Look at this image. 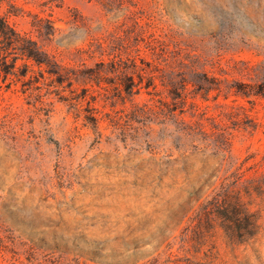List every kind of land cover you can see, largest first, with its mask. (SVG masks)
Listing matches in <instances>:
<instances>
[{
	"label": "rangeland",
	"instance_id": "374dc122",
	"mask_svg": "<svg viewBox=\"0 0 264 264\" xmlns=\"http://www.w3.org/2000/svg\"><path fill=\"white\" fill-rule=\"evenodd\" d=\"M8 11L47 49L101 39L139 46L149 61V52L189 55L222 93L197 96L204 130L176 147L156 124L136 135L131 102L110 98L137 79L131 67H101L94 129L63 100L68 90L47 95L38 68L23 76L18 60L0 82V264H264V99L235 95L264 84V0H0V15ZM235 167L248 188L231 223L218 208Z\"/></svg>",
	"mask_w": 264,
	"mask_h": 264
},
{
	"label": "trees",
	"instance_id": "16d2710c",
	"mask_svg": "<svg viewBox=\"0 0 264 264\" xmlns=\"http://www.w3.org/2000/svg\"><path fill=\"white\" fill-rule=\"evenodd\" d=\"M10 16V11L5 16L0 15V82H5L9 75L14 74L18 60L22 61L23 76L33 66H36L42 83L45 84L44 82L48 81L46 94L58 95L68 90L69 96L63 100L67 101V105L71 107L76 118L82 116L94 129L98 128L100 118L97 114L99 110L95 107L97 96L93 92L103 88L100 78L103 66L120 72L121 68L127 70L131 67L136 75V80L129 77L123 84L112 87L113 93L110 96V98H117L123 106L126 104V98L131 102V119L137 124L132 127V131L136 135L142 129L152 132L154 129L151 125L156 124L160 127L159 130L167 131L164 133L169 135L172 143L174 141L178 143L176 147L194 142L197 134L204 130V123L208 119L207 111L206 107L195 100L197 96L200 95L204 101H207L208 95L215 91L216 95L212 100L216 101L222 93L220 86L215 84L214 78L208 77L205 72L199 70L200 66L196 64V61H192L189 55L177 53L171 57L169 53L158 56L154 52H149L151 57L149 61L146 59L147 52L141 51L139 46L129 51L121 48L115 49L112 45H104L101 39H93L85 47L72 51L47 49L44 44H38L26 33L17 31L10 22ZM64 55L67 56V61L64 60ZM87 62H92L93 65L87 67ZM190 77H196L197 80H188ZM257 88L258 90L253 91L236 90L235 95L264 99V84L258 85ZM141 93H146L152 102H133L132 97ZM222 95L225 100L228 99L226 94ZM108 98L109 96H104L102 101L106 102ZM113 103L116 102H110L109 105L114 106ZM105 106L106 104L103 105ZM217 106L227 107L225 103H218ZM240 108L245 113L246 109L243 106ZM82 111L88 113L83 114ZM245 115L249 116L246 113ZM222 116L228 117L229 115L225 111L217 114L219 118ZM186 117L190 119L187 120ZM121 131L127 132L128 130L121 128ZM217 150L224 149L218 146ZM222 167L221 163L218 166L216 177ZM232 176L233 180L228 183L225 178L220 180L219 186L225 183L228 186L223 192L226 199L225 206H220V203L217 206L221 207L218 208L220 215L230 213L227 219L234 223L239 219L237 215L244 214L239 192L241 188H248V180L243 178L239 167H235ZM12 244L16 246L15 242ZM0 247V253L3 255L7 253V245ZM24 252L33 255L30 247L24 248Z\"/></svg>",
	"mask_w": 264,
	"mask_h": 264
}]
</instances>
